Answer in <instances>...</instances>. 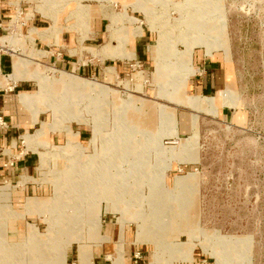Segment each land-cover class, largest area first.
Wrapping results in <instances>:
<instances>
[{"label":"rangeland","instance_id":"rangeland-1","mask_svg":"<svg viewBox=\"0 0 264 264\" xmlns=\"http://www.w3.org/2000/svg\"><path fill=\"white\" fill-rule=\"evenodd\" d=\"M59 15L69 18L61 27ZM37 16L52 25L33 27ZM150 20L161 25L153 30ZM98 22L104 39L84 41ZM142 26L156 44L162 35V71L156 59L143 62L126 50ZM59 27L76 32L71 49H85L82 61L112 58L103 63V75L54 61L58 52L37 37L58 41ZM220 51L239 70L243 122L214 116L213 96L185 92L196 55ZM0 53L27 63L0 69V94L10 105L1 126L16 125L20 134L18 153L5 152H28L36 161L16 181L0 182L10 186L8 199L0 200V218L11 213L4 234L18 244L34 238L22 252L0 243L16 263L37 264V242L51 264H96V250L107 246L103 264H264V0H0ZM63 71L87 86L58 84ZM32 74L30 92L23 93L37 99L27 107L18 100L19 80ZM224 96L226 104H237L235 91ZM18 110L40 126H21ZM184 113L193 116V129L175 142ZM87 172L116 180L109 186L97 181L92 194L76 202L63 196V218L52 209L54 181L71 183ZM180 176H189L188 183L177 186ZM29 182L37 189L27 194ZM120 189L125 192L114 194Z\"/></svg>","mask_w":264,"mask_h":264},{"label":"crops","instance_id":"crops-1","mask_svg":"<svg viewBox=\"0 0 264 264\" xmlns=\"http://www.w3.org/2000/svg\"><path fill=\"white\" fill-rule=\"evenodd\" d=\"M126 1L127 0H123ZM5 15V14H4ZM66 19H69L67 17L61 18L60 15L58 17L57 24L60 26V23L63 21H66ZM149 21V25L151 29L157 28L161 24ZM33 27H36L38 29H46L49 28L52 24L47 23L46 19H43L41 16H37L33 21ZM61 27V26H60ZM60 37L58 41H56L55 38H47L42 39L41 37H37L38 42L45 44L47 47H53L49 49H55L58 53L60 52L61 55L54 54L52 57L54 58L55 62H58L60 66H64L65 68L71 69V71H77L84 75L89 76H97V75H103L105 73L108 66L104 68L103 63H105L107 60L112 59L109 57L102 58V56H99L96 61L88 62L82 61L81 57V51L85 50L82 48V50H79V53L74 52L75 49H71L73 45H76L75 43L78 41V36L75 34L76 32L74 30H69L66 28H60ZM143 27V26H142ZM154 30V29H153ZM159 31V29H158ZM104 26L103 22L95 23L94 31L90 32V37H86L84 41L86 40H92V41H100L104 39ZM158 33V32H157ZM159 37L157 39V44L155 43L154 33L147 27L142 29V33L139 35H133L129 41L127 42L128 48L126 50L134 56V58H140V61H147L151 60V58L156 59L155 62L157 63V67L161 70L162 68V35L161 33H158ZM83 41V40H81ZM80 42V39H79ZM102 42V41H101ZM100 45V44H98ZM154 48V49H153ZM43 51L50 52L51 50L48 49H39ZM154 51V52H153ZM85 55V54H84ZM83 56V54H82ZM196 61L194 62L195 71L194 74H192L189 78L188 83L185 87V92L189 95H202V96H213L218 101V114L214 116L221 115L225 119L235 120V122H243L244 117H242L243 112L242 109V94H241V77L239 74V70L237 68V65L235 64L234 60L232 58H227L225 54H223L222 51L220 52H214L212 55H207L206 52H203L202 54L196 55ZM128 58V57H127ZM120 59V58H118ZM114 60V59H113ZM14 67V59L13 57L1 54L0 53V69L1 70H8L12 69ZM162 71V70H161ZM20 81V89L19 93L17 94L18 100L19 96L23 92H30L29 90H26L27 86L30 85L29 80H19ZM37 83V82H36ZM161 87V85H160ZM231 89L235 91L236 93V105H229L225 103V96L224 99H222V93L223 91ZM20 102V101H19ZM235 102V101H233ZM181 105V104H180ZM18 105L15 106V109ZM24 106V105H23ZM8 107L10 105L8 104V101L3 98L2 94H0V118L3 120L6 118V112L8 113L9 110ZM234 109H240V111H234ZM19 111V110H18ZM10 112V111H9ZM21 111H19V115L17 118V122L21 126L29 127V126H35L40 123L33 124L32 123V115L30 113V116L20 114ZM202 112V111H200ZM43 113V112H42ZM39 115V118L41 119V114ZM213 115V114H212ZM15 117L17 115L15 114ZM177 117V115H176ZM182 119L181 121L177 117V136H171L172 138L176 139L175 142L178 140L183 139V137L188 133V129L192 131L193 129V116L190 117L186 113L181 115ZM189 117L192 118L189 122ZM43 120V119H41ZM46 121V120H45ZM2 124H0V182L4 180L5 182H8V180H11L12 182L16 181L19 177L22 176V173L30 172L31 169H33V164H35V158L33 156H29L28 152H22L21 151V157L17 156H8V154L5 152L7 147H10V151H14L18 153V143L17 138L20 137L19 134V127L14 125V127H2ZM38 126V127H39ZM37 127V128H38ZM46 138L52 142L55 137L51 135V131H49ZM186 138V137H184ZM35 153V152H34ZM179 163V161H176ZM174 166L172 164L171 168ZM176 169V168H175ZM9 185V184H5ZM4 185H0L1 187ZM10 189V187H9ZM35 189H37L36 185L34 183H27L26 185V193H30L31 191L35 192ZM10 194V193H9ZM19 194H22L21 191H16L15 196L18 197ZM108 238H110L108 236ZM112 248L111 246H107L104 248H98V251L96 250V264H103L105 258L102 257L104 253H106L107 250ZM139 252H142L140 249ZM194 260V259H193ZM155 263V262H154ZM152 262V264H154Z\"/></svg>","mask_w":264,"mask_h":264},{"label":"bare ground","instance_id":"bare-ground-1","mask_svg":"<svg viewBox=\"0 0 264 264\" xmlns=\"http://www.w3.org/2000/svg\"><path fill=\"white\" fill-rule=\"evenodd\" d=\"M14 63L16 64V66H18V68H20V67L21 68H26L27 67V63H25V62L15 61ZM52 67H54V66H52ZM20 76L23 79L29 80L30 78L32 79L33 74L31 76H29V75H20ZM59 83H62V84L66 83V84H68L71 87H80V88L84 87V86L85 87L87 86V82L81 80L78 77H74V76H71L69 74L66 75L65 71L62 72L61 78L58 80V84ZM40 86H41V90H45V88L47 87L45 81L44 82L40 81ZM36 95L37 94L21 93L20 96H19V99H20V102L22 104L26 105L27 107H31V104L34 103L35 100L37 99V98H33V96H36ZM124 144H128V141H126V143H124ZM118 149H119V147H118ZM110 160H111L110 158L108 160H106V164H107L106 168H110V165H111V161ZM106 168H104V169H106ZM78 176H79V179L77 181H74V182H71V183H66L65 184V181H63V182L54 181V183H55L54 184L55 185L54 186V188H55L54 196L55 197L52 199V204L53 205L52 204L51 205H52V209L53 210H55L58 213L61 212L60 214L64 215V216L62 215L63 218H67L66 214H64L65 212L60 209L61 205L67 204V200L63 196H66V198L68 196H73L74 197L73 198L74 202H76V200H77L76 198H82L84 195L88 196L89 194H92L93 189H94V185L97 184L96 183L97 181L99 183H101L102 185L109 186V185H112L113 183H115V180H116V178H113L111 176V174L107 175L106 172L105 173L104 172H101V173L100 172H92V173L87 172V173H84V174L80 173ZM188 177L189 176L177 177V179H176L177 186L187 184L188 180L190 179ZM64 178H66V177H64ZM9 187H10L9 185H5V186L1 187L0 200H1L2 203H4L5 199H8V197H9V193H10L9 192ZM108 191H109V193L112 192L110 188H108ZM114 192H115L114 194H116V193L122 194V192H125V191L120 189V190H114ZM55 198H56V202L53 203ZM57 201H58V203H57ZM92 210L99 211V208H93ZM3 211H4V209H3ZM9 212H8L7 215L4 214L3 217L0 218V243H3V241L7 242V243H9L10 246L14 245L16 247V249L18 250V252H22L23 250H25L26 248H28L31 245L32 239H34V238L31 237V238L27 239L25 242H22V243H19V244L17 242H10V240L6 237V235L4 234V231H3V227L6 226V223H7V220H8V218H6V216L7 217L11 216V213H9ZM62 216H59L58 214H56L53 217L59 220V218H61ZM158 216H159V214H157V213L154 214L155 218H157ZM52 219L53 218L51 217L50 223H51V225L54 226L57 221H53ZM98 223H100V221ZM66 225H68V224H66ZM4 238H7V239H4ZM53 241H54V239L51 238V241L47 243V246L51 247L53 245ZM35 243H36L35 247L37 248V251H38V255H37L38 259L36 260L37 264H51V262L49 261L50 260L49 257H46L47 251L41 245L37 246V242H35ZM3 245H7V244L3 243ZM0 248L3 249V252H0V264H19V263H16L17 261L13 260V257H12L13 255L11 256V253H9L8 246H4V248H3V246H0ZM81 249H82V247L80 246L79 252L82 253V256H81V258H82L84 256H83V251ZM81 264H83V263L81 262ZM118 264H120V263H118Z\"/></svg>","mask_w":264,"mask_h":264},{"label":"built area","instance_id":"built-area-1","mask_svg":"<svg viewBox=\"0 0 264 264\" xmlns=\"http://www.w3.org/2000/svg\"><path fill=\"white\" fill-rule=\"evenodd\" d=\"M58 55H61V53L59 52ZM3 121H4V120H3L2 118H0V124H1V123H5V122H3ZM139 254H140L139 252H138L137 254H135L136 257H139Z\"/></svg>","mask_w":264,"mask_h":264}]
</instances>
